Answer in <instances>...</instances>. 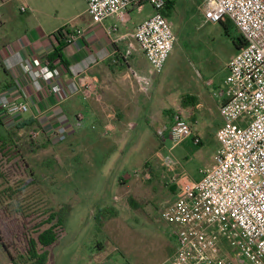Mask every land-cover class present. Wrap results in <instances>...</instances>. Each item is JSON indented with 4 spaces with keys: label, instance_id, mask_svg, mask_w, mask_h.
Segmentation results:
<instances>
[{
    "label": "rangeland",
    "instance_id": "1",
    "mask_svg": "<svg viewBox=\"0 0 264 264\" xmlns=\"http://www.w3.org/2000/svg\"><path fill=\"white\" fill-rule=\"evenodd\" d=\"M17 5L19 2L15 0L1 6L0 13H15L18 17ZM145 13L147 7L140 15ZM171 27L175 41L167 62L160 75L150 72L154 78L158 76L165 95L163 104L166 101L168 107L173 104V110L168 111L171 117L179 114L191 128L196 126L194 121L198 118L200 144L194 145L191 139H186L173 145L167 134H159L160 122L157 126L148 124L146 135L139 137L131 133L124 147V160L113 165L108 161L110 164L104 170L109 184L103 191L93 185L87 192L76 176L77 159L72 157L69 146L62 148L59 142H51L46 148L31 152L28 132L33 128L11 130L17 144V155L11 163L18 161L19 166L10 168L8 164L10 174L4 172L6 177L0 174V264H23V235L45 219L51 207L62 206L67 208V214L59 237L48 247L46 264H171L173 226L161 218V212L174 199L172 179L184 176L197 181L213 164L218 151L213 130L219 123L215 94L223 86L226 63L236 53L232 38L237 34L230 23L222 26L204 22L202 7L189 18H175ZM3 78L0 67V82ZM186 93L201 96L205 103L202 110L181 106ZM158 108L152 104V118L156 117L157 121ZM31 142L34 146L41 140ZM156 153L161 154L164 165L160 166ZM168 161L171 164L167 166ZM152 167L157 169L154 173ZM121 175L129 177L124 188L116 182ZM104 204L116 216L113 220L104 218L100 228L95 218L98 207ZM5 247L9 248L11 257ZM225 259L237 264L240 261L229 248Z\"/></svg>",
    "mask_w": 264,
    "mask_h": 264
},
{
    "label": "built area",
    "instance_id": "2",
    "mask_svg": "<svg viewBox=\"0 0 264 264\" xmlns=\"http://www.w3.org/2000/svg\"><path fill=\"white\" fill-rule=\"evenodd\" d=\"M141 2L149 4L152 14L135 26L132 38L150 71L160 74L175 41L162 15L167 0H86V13L92 24L109 17L125 23L127 10ZM202 8L204 22L228 20L244 45L228 61L223 86L215 94L222 124L215 132L218 151L212 166L197 181L184 176L172 179L175 197L161 212V218L173 226L170 260L171 264H237L219 253L224 243L246 264H264V0H204ZM56 31L52 37L65 38L67 44L82 33L70 25ZM61 69L38 58L23 65L34 81L55 96L62 92ZM138 78L147 85L145 78ZM84 85L92 88L89 81ZM26 112V101L0 94L3 123ZM75 119L79 126L83 116ZM44 133L42 127L33 128L28 138L49 143L67 138V129L60 124ZM168 134L173 145L186 139L200 143L189 123L176 113Z\"/></svg>",
    "mask_w": 264,
    "mask_h": 264
},
{
    "label": "crops",
    "instance_id": "3",
    "mask_svg": "<svg viewBox=\"0 0 264 264\" xmlns=\"http://www.w3.org/2000/svg\"><path fill=\"white\" fill-rule=\"evenodd\" d=\"M13 1L0 0V7L10 5ZM17 1L18 17L6 11L0 13V67L4 75L0 82V94L26 101L28 112L4 124L6 127L19 125L18 130L42 127L45 135L58 124L64 126L67 138L60 144L62 148L69 146L67 148L73 154L72 157L77 159L75 173L83 182L82 187L89 192L93 185H98L99 190L103 191L109 184L104 168L110 164L109 160L112 165L124 160V147L131 133L141 137L146 135L148 124L157 126L160 122L163 131L161 135L167 134L169 137L172 117L168 111L173 110V104L170 107L167 101L163 104L165 95L158 76L153 77L143 53L132 38L135 26L148 18L152 9L148 3L141 2L127 10L125 23H120L116 17H109L100 24H92L86 13V0ZM167 1L162 15L171 31V21L180 16H193L204 3V0ZM145 7L147 13L140 15ZM65 25L82 32L69 44L65 38L52 37L56 30ZM59 42L62 43L60 56L64 66L53 56V49ZM51 56L52 61L49 60ZM30 58L61 66L59 82L62 92L59 96L50 95L42 83L34 81L23 70L24 63ZM138 77L145 78L147 85L141 83ZM86 81L92 84L89 90L84 85ZM194 95V108L200 111L205 103L201 96ZM218 103L215 112L219 123L213 130L214 138L217 128L222 124L217 111ZM152 104L159 106V121L156 117L152 118ZM78 114L83 116L79 126L75 124ZM194 123L196 126L192 130L201 142L198 118ZM105 128H109L106 134ZM40 140L47 142L44 138ZM156 155L162 166L164 159L161 154ZM166 165H170V162H166ZM154 168L150 169L153 173L157 170ZM142 171L147 173L146 169ZM128 181L129 177L125 175L116 179L123 188ZM171 191L175 197V188ZM228 248L224 243L220 244L219 253L224 258L227 257ZM172 253L173 246L170 249ZM238 264H246V261L240 258Z\"/></svg>",
    "mask_w": 264,
    "mask_h": 264
},
{
    "label": "trees",
    "instance_id": "4",
    "mask_svg": "<svg viewBox=\"0 0 264 264\" xmlns=\"http://www.w3.org/2000/svg\"><path fill=\"white\" fill-rule=\"evenodd\" d=\"M168 3V1L166 2ZM226 23H230L228 20L221 22L222 26H225ZM233 27V25L230 23ZM234 31L235 28L233 27ZM62 28L58 29L56 32H60ZM226 29L224 28V31ZM237 32V31H236ZM53 36V34H52ZM62 43H58L57 47L53 49V56L59 59L60 63L64 66V62L61 60L60 56V46ZM232 45L233 51L237 52L244 45V41L242 37L238 34L234 38H232ZM52 56L49 58L52 61ZM48 60V59H47ZM196 104V99L193 97L192 94L186 93L182 97L181 106L183 108L186 107H193ZM18 130L20 126H12L6 127L3 123V120L0 117V174L3 173L6 177V173L10 174V169L6 168L8 164L11 166L16 167L18 165V161L11 163L14 157H16V148L17 144L14 140L15 133L11 130ZM13 130V131H14ZM30 150L31 152L36 151L37 149H44L48 146L49 142H40L38 145L32 146V142L30 141ZM19 166V165H18ZM16 170V169H15ZM27 173V171H26ZM27 176H31L28 173ZM6 191V190H5ZM67 214L66 207H60L58 209L50 208L49 214L45 219L40 220L39 222L35 223L30 227V230L26 232L24 236V262L23 264H46L47 254H48V247L51 246L55 240L59 237L65 216ZM116 216V212L106 206H99L98 207V214L95 218L97 225L101 228L102 222L104 218L109 219ZM5 252L8 257H11V253L8 247H5ZM15 264H17L15 262Z\"/></svg>",
    "mask_w": 264,
    "mask_h": 264
}]
</instances>
